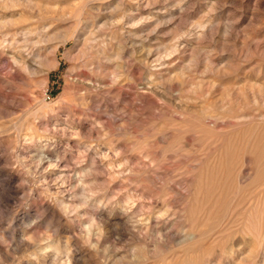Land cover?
I'll list each match as a JSON object with an SVG mask.
<instances>
[{
	"label": "rangeland",
	"instance_id": "1",
	"mask_svg": "<svg viewBox=\"0 0 264 264\" xmlns=\"http://www.w3.org/2000/svg\"><path fill=\"white\" fill-rule=\"evenodd\" d=\"M0 264H264V0H0Z\"/></svg>",
	"mask_w": 264,
	"mask_h": 264
},
{
	"label": "bare ground",
	"instance_id": "2",
	"mask_svg": "<svg viewBox=\"0 0 264 264\" xmlns=\"http://www.w3.org/2000/svg\"><path fill=\"white\" fill-rule=\"evenodd\" d=\"M22 65L24 66L25 69H29L31 67L28 61L24 62Z\"/></svg>",
	"mask_w": 264,
	"mask_h": 264
}]
</instances>
